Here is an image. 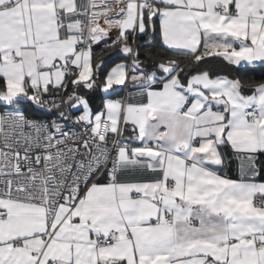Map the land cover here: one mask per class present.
I'll return each mask as SVG.
<instances>
[{"label":"snow or ice","instance_id":"snow-or-ice-1","mask_svg":"<svg viewBox=\"0 0 264 264\" xmlns=\"http://www.w3.org/2000/svg\"><path fill=\"white\" fill-rule=\"evenodd\" d=\"M216 59L264 67V0H0V264H264V82Z\"/></svg>","mask_w":264,"mask_h":264},{"label":"trees","instance_id":"trees-1","mask_svg":"<svg viewBox=\"0 0 264 264\" xmlns=\"http://www.w3.org/2000/svg\"><path fill=\"white\" fill-rule=\"evenodd\" d=\"M110 44L111 43L104 44L103 46L94 49V51L98 53L97 61L104 62L102 73H107L113 66L120 62H126L128 66L130 65V62H132V58L121 53L119 47L113 49L110 47ZM132 47H139L140 60L148 70H151L153 62L156 61L159 56L169 55V53H167L160 45L158 37L155 41H149V38L146 36L142 37L138 39ZM204 67L211 69V71L217 75L238 78L246 85L253 82H264V67L260 65L238 68L236 66L228 65L222 60L216 59L207 62ZM86 97L90 102L92 109L97 110L102 105L104 94L100 91H96L94 93H86ZM54 117L55 114L51 116V118Z\"/></svg>","mask_w":264,"mask_h":264},{"label":"crops","instance_id":"crops-1","mask_svg":"<svg viewBox=\"0 0 264 264\" xmlns=\"http://www.w3.org/2000/svg\"><path fill=\"white\" fill-rule=\"evenodd\" d=\"M116 34V32L115 31H112V33H111V36L112 35H115ZM148 38V37H147ZM96 48V47H95ZM94 48V49H95ZM120 63H124V64H126V62H120ZM119 64V63H118ZM127 65V64H126ZM236 173V163H235V161H233L232 162V164H231V173L230 174H235Z\"/></svg>","mask_w":264,"mask_h":264},{"label":"rangeland","instance_id":"rangeland-1","mask_svg":"<svg viewBox=\"0 0 264 264\" xmlns=\"http://www.w3.org/2000/svg\"><path fill=\"white\" fill-rule=\"evenodd\" d=\"M115 37H116V34H115V35H112V36H110L108 43H111V41H112V40H114V39H115ZM108 43H107V44H108ZM103 45H104V44H101L100 46H103ZM100 46H97V47H100Z\"/></svg>","mask_w":264,"mask_h":264},{"label":"built area","instance_id":"built-area-1","mask_svg":"<svg viewBox=\"0 0 264 264\" xmlns=\"http://www.w3.org/2000/svg\"><path fill=\"white\" fill-rule=\"evenodd\" d=\"M131 65H132V62H130L129 68L131 67ZM73 115H75V113H73ZM52 119H55V117L52 118Z\"/></svg>","mask_w":264,"mask_h":264}]
</instances>
